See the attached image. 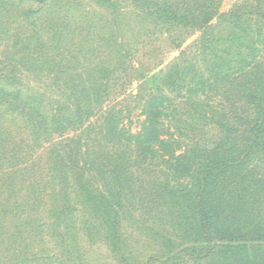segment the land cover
Masks as SVG:
<instances>
[{"label": "trees", "instance_id": "16d2710c", "mask_svg": "<svg viewBox=\"0 0 264 264\" xmlns=\"http://www.w3.org/2000/svg\"><path fill=\"white\" fill-rule=\"evenodd\" d=\"M132 1L139 15L147 13L154 25L169 26L166 33L175 24L205 26L211 20L199 13V0H189L187 11L181 0ZM103 4L107 9L118 5L116 0ZM256 6L262 9L264 0ZM22 10L21 5L11 8ZM4 11L0 22L9 26L0 29V183L5 189L30 179L28 162L41 152L51 170L48 229L50 224L68 226L57 202L72 174L88 218L101 227L114 255L123 243L124 222L131 221L153 239L157 252L168 250L167 264H176L180 255L194 264H264V167L259 162L264 161V61L201 60L202 37L179 57L160 61L152 75H143L132 107L137 119L128 123L124 120L133 110L115 108L117 88L127 83L116 73L126 64L123 40L103 35V45L116 47L115 55L108 52L112 57L103 59V67L90 61L77 67L68 49L73 41L68 20L57 41L46 44L30 33L19 42L21 23L28 17L12 21ZM255 16L264 21V13ZM105 18L116 24L113 12ZM246 18L236 12L231 21ZM257 30L264 35V24ZM27 74L45 78L55 91L24 92ZM151 79L156 82L152 87ZM189 119L219 124V139L211 146L197 141L177 145L176 132L196 129ZM153 170L167 181L161 183ZM142 210L152 227L141 224L137 214ZM26 219L9 229L23 231Z\"/></svg>", "mask_w": 264, "mask_h": 264}, {"label": "rangeland", "instance_id": "374dc122", "mask_svg": "<svg viewBox=\"0 0 264 264\" xmlns=\"http://www.w3.org/2000/svg\"><path fill=\"white\" fill-rule=\"evenodd\" d=\"M103 1L11 0V3L4 6L8 11H4V14L6 12V17L17 22L27 15L28 20L21 23L19 42L25 40L30 33H37L46 44L51 39L57 41L60 26L68 24V20L69 35H72L68 39H73L68 49L73 55L72 64L77 67L82 61H90L92 65L103 67V59H110L112 56L109 53L115 55L111 51L116 47L103 45V35L110 37L115 34L117 42L123 40L125 52L121 60L126 64L121 65L123 72L119 70L116 73L126 77L127 83L117 88L115 108L128 106L127 109L133 110L135 96L142 88L143 75H152L160 68V61L167 63L179 57L184 48L193 45L202 37L204 41L202 55L199 56L201 60L215 58L216 61L224 62L246 58L264 61V35L258 36L256 33V28L261 23L264 24V21H255V13H264V6L262 9L256 6L257 0H199V13L201 16H211V20L205 26L200 22L175 24V30L170 33H166L169 26L154 25L152 19L146 16L147 13L139 15L132 0H116L118 5L113 9H107ZM181 1L184 4L183 10L192 8L189 0ZM19 5L23 8L22 12L11 11V8ZM1 11L3 12V8L0 16ZM109 11L115 15V25L105 23ZM236 12L245 13L246 21L233 23L232 14ZM6 21L9 20L6 18ZM8 26L6 22H0L2 31ZM0 43H4L3 38ZM111 43H115V39ZM10 45L17 44L12 42ZM224 50L226 52H222ZM2 51L3 47L0 48V52ZM191 57H188L189 60ZM76 73L80 71L75 70L74 74ZM99 74L103 77V68ZM27 75L26 83L22 84L24 92L30 94L34 91L35 94L43 90L52 93L55 91L54 87L50 88V85L43 82L45 78L42 76L40 78L38 75L36 78V75ZM189 77L190 75L187 81ZM148 82L151 87L156 84L152 79ZM136 112L138 111L133 110L129 120L125 119L124 122L129 123L132 120L134 123L137 119ZM188 121L196 129H188L185 133L176 132L177 145L197 141L211 146L219 139V124H208L205 120ZM15 134H19L18 130H15ZM16 137L19 140L20 134ZM259 162L264 167V161ZM153 173L159 176L161 183L167 181L166 175L154 170ZM29 178L28 182L13 189H5L0 183V264H167L165 262L168 250L157 252L158 247L153 239L144 233L140 234L135 226H131V221L124 222L123 243L119 253L112 254L102 237L101 227L95 219L88 218L78 190L79 184L72 174L68 175V180L62 187L60 201L57 202L61 209L60 215L68 220V226L50 224L48 229L45 211L50 202L51 189L48 162L44 159L40 168L31 172ZM81 182L85 183L86 180L82 179ZM10 183L9 179L8 184ZM143 210L137 214L141 224L152 227V220L148 221ZM24 218L27 219L23 231L9 229ZM155 230L157 231L156 227ZM175 251L178 253V250ZM176 264L194 263L187 256L180 255Z\"/></svg>", "mask_w": 264, "mask_h": 264}, {"label": "crops", "instance_id": "0c3cea01", "mask_svg": "<svg viewBox=\"0 0 264 264\" xmlns=\"http://www.w3.org/2000/svg\"><path fill=\"white\" fill-rule=\"evenodd\" d=\"M2 1L3 6L1 7V9L3 8V10H5L6 4L11 3V0H0ZM44 160L43 154L41 152H37L30 160H29V168L32 169V172H36L39 168H40V164L41 162ZM49 166V165H48ZM28 182V181H27ZM24 183H19L17 184L15 187H18L20 185H22ZM2 187H4L2 185Z\"/></svg>", "mask_w": 264, "mask_h": 264}]
</instances>
